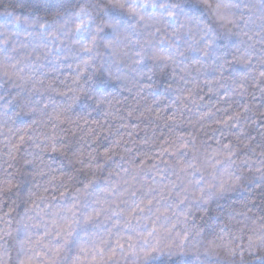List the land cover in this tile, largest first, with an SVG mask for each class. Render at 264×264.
<instances>
[{
    "label": "clouds",
    "instance_id": "9594fccd",
    "mask_svg": "<svg viewBox=\"0 0 264 264\" xmlns=\"http://www.w3.org/2000/svg\"><path fill=\"white\" fill-rule=\"evenodd\" d=\"M0 264H264V0H0Z\"/></svg>",
    "mask_w": 264,
    "mask_h": 264
}]
</instances>
